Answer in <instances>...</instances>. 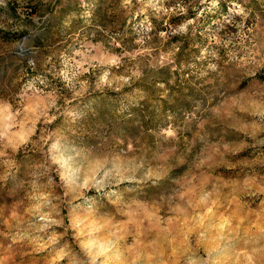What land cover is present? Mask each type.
Segmentation results:
<instances>
[{
    "label": "rangeland",
    "instance_id": "rangeland-1",
    "mask_svg": "<svg viewBox=\"0 0 264 264\" xmlns=\"http://www.w3.org/2000/svg\"><path fill=\"white\" fill-rule=\"evenodd\" d=\"M0 264H264V0H0Z\"/></svg>",
    "mask_w": 264,
    "mask_h": 264
}]
</instances>
